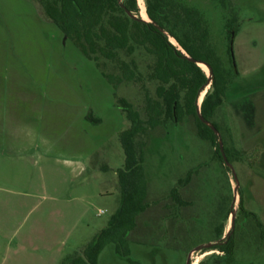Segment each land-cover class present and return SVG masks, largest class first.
<instances>
[{"label": "rangeland", "instance_id": "obj_1", "mask_svg": "<svg viewBox=\"0 0 264 264\" xmlns=\"http://www.w3.org/2000/svg\"><path fill=\"white\" fill-rule=\"evenodd\" d=\"M189 1L204 9L210 40L228 64L226 34L233 29L218 4ZM229 1L237 75L231 69L214 119L218 142L230 150L228 166L196 135L190 116L149 131L142 163L149 207L125 247L136 264H264L259 228L238 210L241 196L264 226V0ZM136 59L141 68L148 61L142 52ZM0 61L7 91L0 114V264H59L119 205L120 132L129 122L114 92L136 107L142 95L132 84L114 90L42 16L37 0H0ZM191 170L190 181L178 184ZM173 189L182 205L171 199ZM229 236L231 259L212 245ZM98 264L130 263L108 243Z\"/></svg>", "mask_w": 264, "mask_h": 264}, {"label": "trees", "instance_id": "obj_2", "mask_svg": "<svg viewBox=\"0 0 264 264\" xmlns=\"http://www.w3.org/2000/svg\"><path fill=\"white\" fill-rule=\"evenodd\" d=\"M213 1L218 4L221 19L227 22L230 1ZM37 4L42 16L52 22L86 59L95 63L114 90L132 84L142 95L140 106L136 107L126 96H118L114 92L116 102L129 122V126L120 132L124 163L117 171L119 205L103 228L79 250L66 255L59 264H98V256L108 243H114L117 254L125 257L130 264H136L125 247L128 233L136 225V218L149 207L142 166L144 140L149 131L190 116L196 135L207 141L214 148V155L224 163L218 137L204 121L219 130L214 121L216 110L225 100L233 72L229 44L226 64L210 40L207 14L202 7L189 0H144L145 13L151 22L140 19L137 0H37ZM226 22L225 27L236 32V27ZM229 34H226L228 41ZM171 38L178 45L174 46L169 41ZM177 47L190 58L209 66L212 72L210 82L204 70ZM141 52L148 60L144 68L136 59ZM233 73L237 75V72ZM208 84L210 87L199 104L204 120L201 121L197 113V99L201 89ZM223 150L226 155L230 152L224 144ZM192 171L178 184L186 185ZM171 199L177 205L184 203L176 189L171 191ZM238 210L254 219L264 240L263 224L253 212L245 209L241 196ZM217 231L219 240L224 232L222 223ZM213 245L214 249L232 258L235 248L232 236Z\"/></svg>", "mask_w": 264, "mask_h": 264}, {"label": "water", "instance_id": "obj_3", "mask_svg": "<svg viewBox=\"0 0 264 264\" xmlns=\"http://www.w3.org/2000/svg\"><path fill=\"white\" fill-rule=\"evenodd\" d=\"M131 17H134V18H137V16H135L134 14H132V13H129V12H127ZM139 16H140V19L141 20H143V21H146V22H151V20L149 19V20H144L142 17H141V15H140V12H139ZM155 25V24H154ZM155 26H157V25H155ZM159 28V27H158ZM159 30L160 31H162V29L161 28H159ZM233 39H234V31H231L230 32V39H229V51H230V54H231V57H232V65H233V67H234V70H235V72H236V64H235V60H234V56H233V49H232V44H233ZM170 41V40H169ZM175 41V40H174ZM171 42V41H170ZM176 42V41H175ZM172 43V42H171ZM173 44V43H172ZM177 44V43H176ZM174 46H176L175 44H173ZM178 45V44H177ZM177 49L185 56V57H187L190 61H192V62H196V64L198 65V66H200V64H203V65H205L206 67H207V69H208V71H209V75H207V77H208V82H210L211 81V75H212V72H211V69L209 68V66L207 65V64H205L204 62H202V61H196V60H194L193 58H190L183 50H181L180 49V47H177ZM203 91V89H201V91H200V94H199V96H198V99H197V113H198V117H199V119L201 120V121H204L203 120V118H202V116L200 115V110H199V104H200V102H201V100L202 99H200V95H201V92ZM200 99V100H199ZM173 115H174V119L176 120V117H175V109L173 110ZM212 130H214V132H215V134L217 135V133H218V131L216 130V128L212 125V124H210L209 122H206V121H204ZM218 144H219V150H220V153H221V156H222V159L224 160V162H225V164L228 166V162H227V159H226V156H225V153H224V150H223V144H222V141L221 140H219V142H218ZM233 219H234V216L232 215V217H231V228H232V226H233ZM230 228V229H231ZM230 231V230H229ZM228 235H229V232H228ZM210 244H206L205 246H209ZM213 245V244H212ZM202 247H204V246H202ZM186 264H191L190 263V261H189V259L187 260V263Z\"/></svg>", "mask_w": 264, "mask_h": 264}, {"label": "crops", "instance_id": "obj_4", "mask_svg": "<svg viewBox=\"0 0 264 264\" xmlns=\"http://www.w3.org/2000/svg\"><path fill=\"white\" fill-rule=\"evenodd\" d=\"M1 61H0V65H1ZM1 70V69H0ZM3 83H4V77H3V75H2V72H0V114L1 113H3L4 112V108H6V104L4 103V101H2V97H4L5 95H7V94H5V92H7V91H5V89H3ZM32 140H29V142L28 143H33V142H31ZM75 162V164H77V163H79L78 161H74ZM193 264V263H192ZM196 264V263H195Z\"/></svg>", "mask_w": 264, "mask_h": 264}, {"label": "bare ground", "instance_id": "obj_5", "mask_svg": "<svg viewBox=\"0 0 264 264\" xmlns=\"http://www.w3.org/2000/svg\"><path fill=\"white\" fill-rule=\"evenodd\" d=\"M137 4L139 6V12H140V15L141 17L144 19V20H149L148 16L146 15L145 13V6H144V0H137ZM170 41L177 45L176 42L171 38ZM200 67L204 70V72L206 73L207 71V67L203 64H200ZM201 98V97H200ZM196 262L194 261L193 264H195Z\"/></svg>", "mask_w": 264, "mask_h": 264}, {"label": "flooded vegetation", "instance_id": "obj_6", "mask_svg": "<svg viewBox=\"0 0 264 264\" xmlns=\"http://www.w3.org/2000/svg\"><path fill=\"white\" fill-rule=\"evenodd\" d=\"M231 31H233V30H230L229 33H230ZM229 35H230V34H229ZM234 36H235V32H234ZM229 56H230V65H231L232 69L234 70V67H233V65H232V57H231L230 51H229ZM234 72H235V70H234ZM235 73H236V72H235Z\"/></svg>", "mask_w": 264, "mask_h": 264}, {"label": "built area", "instance_id": "obj_7", "mask_svg": "<svg viewBox=\"0 0 264 264\" xmlns=\"http://www.w3.org/2000/svg\"><path fill=\"white\" fill-rule=\"evenodd\" d=\"M103 213H104L103 210H98V211H97V215H98V216L102 215Z\"/></svg>", "mask_w": 264, "mask_h": 264}]
</instances>
